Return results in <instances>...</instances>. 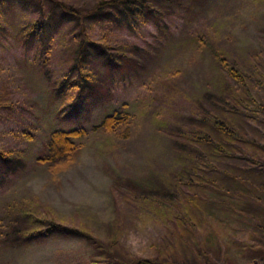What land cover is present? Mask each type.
I'll return each mask as SVG.
<instances>
[{
  "label": "rangeland",
  "instance_id": "374dc122",
  "mask_svg": "<svg viewBox=\"0 0 264 264\" xmlns=\"http://www.w3.org/2000/svg\"><path fill=\"white\" fill-rule=\"evenodd\" d=\"M65 1L91 5L95 0ZM164 5L156 4L164 19L161 31H157L158 26L152 23L146 27L148 29H143L136 21L137 27L133 30L131 26L127 27V21L122 28L114 27L112 19L106 21L115 34L116 42H133L153 53L158 43L162 44V48L153 58L143 57L147 72H139V80L124 76L116 64H112V71L101 55L91 51V56L98 59L95 63L101 64L105 73L95 69L96 81L90 87L91 97L84 99L77 121L65 120L67 112H76L70 110L68 103L62 108L59 103L64 98L61 96L63 93L56 94L63 80L59 74L64 72V67L72 58L67 48L58 44L52 51H44L34 41L31 48L23 50L21 45L9 41L7 27L0 28V100L5 95L20 102L24 115H19V118L26 120L25 116H30L28 121L33 125L35 139L31 143L23 142L19 148L25 154L38 151V139L46 132V124L63 127L81 124L87 127L85 135L75 138L73 152L55 164H42L21 156L17 176L11 177V173L0 176V264H99L98 260L89 259L95 258V253L100 255L104 252L119 258L126 253L133 257L154 256L162 264H174L179 258L175 252L170 259L167 255L160 259L157 257L159 252L169 251L167 245L175 240L171 234L174 233L172 224L163 225L158 218L150 220L138 211L135 203L125 205L126 200L118 203L122 200L120 194L135 185H140L138 187L142 189L147 184L165 185L161 177L167 172L165 168L173 162L166 131L177 126L178 119L183 120L181 125L188 124L177 111L188 107L189 102L209 96L219 82H226V74L218 61L207 53L198 52V43L187 38L192 31L210 36L227 61L244 73L246 91L254 95L261 93L262 85L258 78L263 79V76L257 69L264 71V0H166ZM186 14H192L190 24L185 22ZM106 25H95L89 33L101 39ZM168 35L170 40L164 43L163 39ZM169 75H172V84L183 86L186 92L177 95L179 100L175 102L158 94L164 91L160 87L161 79ZM64 81L75 83L71 75ZM139 81L144 83L139 85ZM149 84L158 85L159 89H149ZM77 90L78 87L71 86L70 94L75 96ZM172 92L176 94L175 90ZM127 102L130 107L123 113L122 126L111 131L103 127L92 129V124L97 123L109 108L124 110L122 106ZM28 107L32 108V112L25 110ZM225 110L227 115L233 114L232 109ZM14 113L18 115V111ZM17 127H22L18 121H12L9 126ZM239 127L248 136H257L264 143L262 118L256 122L253 119L240 122ZM1 141H6L8 147L18 143L0 126ZM119 191L120 194H117ZM34 198L43 206H48L47 210L52 211L58 222L73 226L71 231H44L45 234L26 242H23L24 238L13 243L3 240L1 230L7 229L10 212L16 209V205L10 203L23 201L30 208ZM253 208L249 206L243 215H239L240 220L228 212L219 213L212 227L228 231L230 238H220L222 242L217 245L208 244L213 246L211 253L205 250L209 237L203 236L204 241L196 245L199 248L194 252L201 255L211 253L205 258L206 264L220 263L224 258V249L235 243L229 247V253L234 255L237 246V254H244L245 257L242 259L236 254L240 264H261L264 248L257 249L260 256L253 263L246 259L247 254L254 251V242L264 243V230L259 231L261 233L257 238L251 237L252 226L248 222H253L256 216L249 213ZM37 213L44 215L41 208L37 209ZM43 225L46 228L48 224L44 222ZM74 228H86L87 233L99 238V243ZM193 232L197 237L198 230ZM185 243L188 245L189 241ZM194 246L191 243L188 252ZM101 247L106 250H101ZM176 252L180 256L184 253L178 245ZM184 261L202 264L198 262L196 253H187Z\"/></svg>",
  "mask_w": 264,
  "mask_h": 264
},
{
  "label": "trees",
  "instance_id": "16d2710c",
  "mask_svg": "<svg viewBox=\"0 0 264 264\" xmlns=\"http://www.w3.org/2000/svg\"><path fill=\"white\" fill-rule=\"evenodd\" d=\"M165 1L95 0L91 5H85L65 0H0V28L7 27L9 41L21 45L23 50L31 48L34 41L44 51L45 49L52 51L58 44L67 48L72 61H69L68 66L64 67V72L59 74V78L63 80L56 94L63 93L61 96L64 98H61L59 103L62 108L63 104L68 103L70 110L76 112V114L67 112L65 120L77 121L84 99L89 100L91 97L90 87L96 81L95 69L105 73L104 67L95 63L98 59L91 56V51L101 55L112 71V64H116L124 76L132 77L131 80H139L138 73L147 72L143 65V57L153 58L159 48H162V44L158 43L153 53L133 42H116L115 34L106 21L112 19V25L117 28L124 27L127 21V27L131 26L133 30L138 24L145 29L152 23L158 26L157 31H161L164 19L156 4L165 7ZM192 21V14L191 16L186 14L185 22L190 24ZM105 24L107 28L101 39L94 38L89 33L95 25ZM187 38L198 43L196 45L198 52L207 53L214 61H218L226 74V82H219L209 96L189 102L188 107L177 111L188 124L181 125L183 120L178 119V125L166 131L170 138L173 162L170 167L165 168L167 172L161 177L165 185L147 184L144 189L142 186L138 187L140 185H135L117 194L122 196L118 203L123 200H126L125 205L135 203L138 211L150 220L158 218L163 225L172 224L174 233L171 234L175 240H171L173 243L167 245L169 251L159 252L157 256L159 259L163 255L170 259L173 257L171 254L175 252L179 258L174 264H188L184 261L187 253H196L198 262L206 264L205 258L213 251V246L208 244L217 245L221 241L220 238L229 239L231 236L220 227H212L214 220L222 211L240 220L244 211L249 206H254L249 211L256 215L253 222H248L252 226L251 237L257 238L261 233L259 231L264 230V143L259 141L257 136L254 138L248 136L239 127L240 122L245 123L246 120L253 119L255 122L258 118L264 120V71L257 69L263 76V79L258 78L262 85L261 93L250 94L246 91L248 88L245 87L244 73L227 61L215 47L210 36L198 34L195 30ZM168 40L170 35L163 39L164 43ZM23 56L28 61L27 57ZM70 75L76 84L64 81ZM161 80L160 87L164 91L158 94H162L163 97L175 102L174 100H179L177 95L186 94L183 86L172 84V75ZM138 83L140 85L144 82ZM71 86L78 87L75 96L70 94ZM149 89L157 91L159 87L149 84ZM172 90H175L176 94ZM123 107L124 110L118 107L109 108L97 123L92 124V129L103 127L111 131L117 126H122L123 113L128 111L130 104L127 102ZM21 108L23 105L20 102L10 100L5 95L0 100L1 130L9 132L18 142L11 147L6 145V141L0 142V176L6 173H11V177L18 175L21 156L42 164H55L60 158L73 152L76 148V137L87 133V127L81 124L67 127L46 124V132L38 139L40 142L38 151L33 150L25 154L19 147L23 142H33L35 138L32 133L33 125L28 121L30 116H25L26 120L19 118V115H24ZM227 108L232 109L233 114L227 115L225 110ZM25 110L32 112L31 107ZM14 111H18V115ZM12 121H18L22 127L9 128ZM10 204H15L16 209L10 212L7 229L1 230L3 232L1 238L7 242L13 243L20 238H24L23 242H26L37 235L45 234L44 231L57 230L66 233L73 228L58 222L52 211L47 210L48 206H43L35 198L30 208L23 201ZM38 208L42 209L43 216L37 213ZM44 222L48 224L46 228L42 227ZM196 222L199 223L194 226ZM74 229L88 238H93V242L99 243V238L90 232L87 233L86 228ZM195 229L198 230L197 237L193 232ZM203 236L209 237L205 250L211 253L206 252V255L194 252L199 248L196 245L204 241ZM187 241L188 245L185 243ZM191 243L195 246L188 252ZM234 244L231 243L227 248L222 246L226 248L223 252L224 258H221L222 262L219 260L220 263L215 264H240V260L236 258L239 252L237 246L234 255L229 253V247ZM177 245L184 252L182 256L176 252ZM253 245H256L254 251L246 256L252 263L260 256L257 249L264 248V243L254 242ZM101 250L106 248L101 247ZM219 252L222 253V250L219 249ZM243 255L238 256L243 259L245 258ZM93 256L95 258L89 260H98L99 264H162L154 256L133 257L130 253L123 254L121 258L110 252L100 255L95 253ZM260 261L264 264L263 259Z\"/></svg>",
  "mask_w": 264,
  "mask_h": 264
}]
</instances>
